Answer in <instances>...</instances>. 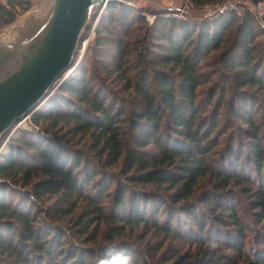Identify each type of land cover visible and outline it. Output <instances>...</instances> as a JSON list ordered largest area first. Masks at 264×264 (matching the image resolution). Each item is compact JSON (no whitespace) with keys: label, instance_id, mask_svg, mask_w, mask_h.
I'll list each match as a JSON object with an SVG mask.
<instances>
[{"label":"trees","instance_id":"1","mask_svg":"<svg viewBox=\"0 0 264 264\" xmlns=\"http://www.w3.org/2000/svg\"><path fill=\"white\" fill-rule=\"evenodd\" d=\"M34 1L0 0V36L30 12ZM188 1L200 9L226 0ZM116 7L115 2L106 7L110 24ZM120 11L128 36L135 24L149 26L141 13L133 16V10L124 7ZM257 23L248 10L201 23L157 15L153 29L147 28L153 31L151 48L142 37L137 52H127L126 40H120L118 53L101 56L104 74L124 83L123 89L133 95L131 102L118 104L101 89H93L87 69L65 81L52 98L53 112L37 116L34 123L51 125L53 130L72 127L88 138L103 170H94L81 154L74 161L64 157L53 149L59 148L56 138L45 144L41 135L22 134L17 146L11 145L0 159V264H150L143 252L122 242L127 230L139 227L196 246L204 256L197 264H222L221 260L238 264L232 256L249 261V249L255 254L251 263L264 264V29ZM218 53L226 84L214 88L202 102L199 90L208 81L203 78V63ZM227 86L232 91L226 104ZM63 93L76 97V102ZM219 93L221 98L214 103ZM224 106L231 114L226 128L234 131L232 120L247 126L240 130L247 144L232 135L229 140L227 153L234 170L213 167L224 135L220 130ZM243 145L249 148V174L243 172L247 168L242 163ZM150 146L159 150L157 156L144 152ZM27 151L35 153L31 160L25 159ZM115 169L118 179L109 172ZM253 173L259 179L254 192ZM206 179L211 189L194 201ZM136 186L153 190L141 192ZM236 188L254 199L259 231L253 233L243 222ZM166 198L174 212L162 224L157 218ZM150 203L156 217L148 216ZM42 216L46 218L41 220ZM176 216H185L189 226L178 221L173 227ZM252 233L261 249L252 247ZM103 237L106 242L100 244ZM213 246L226 253L219 256Z\"/></svg>","mask_w":264,"mask_h":264},{"label":"rangeland","instance_id":"2","mask_svg":"<svg viewBox=\"0 0 264 264\" xmlns=\"http://www.w3.org/2000/svg\"><path fill=\"white\" fill-rule=\"evenodd\" d=\"M232 1L240 4L238 8V13L240 12L243 14L247 10V8L243 6V4L247 2L249 4H252L253 6H256L258 10H260V14H262V18H264V0H232ZM115 4L118 7H116L115 9L116 13H115L114 23L112 24L109 23L108 17H110L109 16L110 12L107 11V8H102L101 11L87 24V27L83 34L82 41L80 42V45L78 46L77 51L74 55L72 65L68 68L65 74H63L53 84L47 96L29 111L28 118L24 119L22 122L16 123L10 128V130L7 133L0 136V159L2 158V156L10 152V146L14 145L22 134L31 133L37 136L41 135L44 138L45 144H50V140L54 141L56 138V140L59 142V148L58 147L56 148V146H54L53 149L62 152L64 157H66L70 161H74L73 159H75L76 155L81 154L84 160L86 158L91 160V165L94 170L102 171L103 169L101 164H99L98 161L93 158V154L91 152L92 145L89 142L88 138H84L82 137V135H78L74 133L72 127L67 125H60L55 130L50 128L51 125L37 126L36 123H34V119H36L37 116L39 117L48 116L50 113L53 112L52 98L60 92V88L65 81L70 80L69 79L70 77L76 76L77 70H82V69H87L86 71H87L88 79L92 81L91 87L93 89H98V90L101 89L104 94H108V96H112L113 99L117 100L118 104L123 101L131 102V100L133 99V95L130 92H126L125 89H123L124 83L121 84L119 81L115 79L116 77H112L108 79L107 78L108 75L104 74L101 65L104 64L105 61L102 59L101 56L107 55L111 57V55H115L116 54L115 52H117L116 44L120 40H126L127 52L128 51L137 52L136 51L137 42L141 41L142 37L146 39L145 40L147 45L146 47L151 48L152 40L151 37H149V34H152L153 31L149 30V32H147V28L149 27L153 29V24L157 15L158 17L163 16L165 18L176 16V18H178L179 20H184L185 18L186 21H189L191 23H201L202 21H205L213 17V16L207 17L206 14L213 11L215 8H218V6L221 3L215 6L212 5L200 9L194 7L192 4H190L188 0H122L119 2H115ZM46 5H47L46 0H35L33 2V6L30 12L32 11L42 12ZM123 7L126 9L133 10L134 12L131 11L133 16H136V14L141 13V15L148 20L147 22H149V26L135 24L132 32L129 33L131 34V36H128L127 34L128 29L126 28V25L123 23L122 12L120 11V8ZM27 14L22 15V17L19 18L17 22L23 19ZM252 15L255 16L253 13ZM17 22L15 24H17ZM15 24L8 26L3 30L1 34L2 42H7V43L11 42L16 32ZM103 35H105V37ZM99 42H101L102 44L101 46L98 45ZM110 62L112 63L111 59L109 58L108 64H110ZM203 67H204L202 69L203 78L207 79L208 81L206 82L204 81L205 82L204 85L199 90V96H200V101L205 102V100H207L210 97L213 89L220 88V86L226 84V81L224 76L223 65L221 62V56L219 53L209 57L203 63ZM231 91H232L231 87L227 86V91L224 97L225 98L224 102L226 104L230 101ZM63 94L65 95V93ZM65 96L68 97L73 102H76L77 100L76 97L70 96L68 94H66ZM219 98H221L220 93L218 94V96H216L214 103L219 101ZM212 108H214V105L212 106ZM85 109L88 110V107ZM126 109L127 110L129 109V105H127ZM221 112H222L223 123L220 130L224 135L219 140V147L215 151L216 152L215 156H213L214 157L213 167L216 170L217 169L221 170L223 168H225L226 170L228 169L234 170V165L232 164L233 161L232 159H230L229 154L227 153L229 140L232 135L235 137L236 142L242 140L243 143L245 142V144H247L248 141L246 142L245 137L240 132V130L241 131L246 130L247 126L243 123L232 120V124L234 125V129H233L234 131L231 132L229 127L226 128L227 120L229 117H231L229 106H224ZM87 114H90V112H88ZM125 127L127 128L128 134L131 135L133 132L129 129L127 124ZM46 131L48 132L46 133ZM52 134L55 137L52 136ZM175 143H176L175 140H173L172 144ZM15 145L17 146V144ZM129 145L132 147L131 142ZM236 146L235 149H237ZM243 146H244L243 147L244 151H243L242 163L244 165L245 164L247 165V168H245L243 172H245V174H249L251 171L249 168L251 166L250 160H248L249 158L247 157L249 154V148L247 147V145H243ZM143 150L144 152L150 153V155L157 156L159 154V150L153 146L147 147L146 149ZM26 154L27 157L25 156V159H28L29 156L30 160H31V156L35 155V153L31 151H27ZM222 163L224 165H222ZM238 171L239 172L242 171V166L241 168L238 169ZM109 172L112 173L113 177L117 179L120 178L118 169H115L113 171L109 170ZM250 176L253 181L252 186L250 188L252 192H254L256 191L255 189H257V183L259 182V179L256 173H253ZM136 188H139L141 192L143 190L144 192L145 191L150 192L153 190L152 187L136 186ZM210 189H211V185L209 184L207 179L201 181L200 186L197 189L196 198L194 199V201H199L201 195L205 191H208ZM233 191L237 195L236 205L239 208V212L243 218V222L249 225V230L252 229L253 233L256 230L259 231L260 227L257 224V216H256L257 214L254 213V209L252 207V203L254 199L251 198L252 196L246 195V193L239 188H236ZM114 195H115V187L112 190V197L110 198L109 204H111V202L114 200ZM165 200L167 201L165 205L161 207L157 218L160 220L162 224L166 223L167 216L170 214V212H174V208H171L170 203L168 202L169 200L167 198ZM147 211H148L147 212L148 216L150 215L149 213H152L154 217H156L154 208L151 203L149 204ZM41 218H42L41 220H43L46 217L42 216ZM150 218H153V216ZM186 220L187 219L185 216L181 218H178V216H176V218L173 220V227L175 222L178 221L182 222L183 224L182 226L184 228L185 226H189V224H186ZM231 228H233V226H231ZM253 233L250 237L251 238L250 243L252 244L253 248L261 249V247L259 246L260 245L259 239L256 236L254 238ZM104 238L105 237L101 239L100 244L106 242ZM227 240L233 243V240L231 238L228 237ZM122 242L127 243L129 244V246H132L133 248L143 252L144 255H146V258L150 262V264H183V263L197 264L200 263L201 261H204V256L201 254V251L196 246L189 245L187 242L181 243L176 240L165 239L164 236L157 235V233H155L154 230L151 231L145 229L144 227L127 230V234L123 237ZM215 248L217 247L216 246L212 247V249ZM246 248L248 249V246ZM215 250H218L219 256L226 253L223 249H215ZM249 252L250 254L247 256L249 261L239 260L238 256H232V254L231 256L234 257L235 263L252 264L251 261L254 260L253 255L255 254L251 253L252 249H249ZM220 263L228 264V262L224 260H221Z\"/></svg>","mask_w":264,"mask_h":264},{"label":"water","instance_id":"3","mask_svg":"<svg viewBox=\"0 0 264 264\" xmlns=\"http://www.w3.org/2000/svg\"><path fill=\"white\" fill-rule=\"evenodd\" d=\"M114 1L122 0H46L42 12L15 24L11 42L0 36V136L47 96L72 65L89 21Z\"/></svg>","mask_w":264,"mask_h":264},{"label":"built area","instance_id":"4","mask_svg":"<svg viewBox=\"0 0 264 264\" xmlns=\"http://www.w3.org/2000/svg\"><path fill=\"white\" fill-rule=\"evenodd\" d=\"M240 4H238L237 2H234L232 0H227L223 3H221L218 8H215L213 11L207 13V17H211V16H222L225 15L229 12H238V8H239ZM243 6H245L247 8V10L249 12H252L255 17L256 20H258V22L261 24V26L264 28V18H262V14H260V10H258V8L256 6H253L252 4L249 3H244ZM212 18V17H211Z\"/></svg>","mask_w":264,"mask_h":264},{"label":"bare ground","instance_id":"5","mask_svg":"<svg viewBox=\"0 0 264 264\" xmlns=\"http://www.w3.org/2000/svg\"><path fill=\"white\" fill-rule=\"evenodd\" d=\"M17 44L19 45V42Z\"/></svg>","mask_w":264,"mask_h":264}]
</instances>
